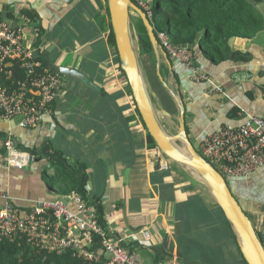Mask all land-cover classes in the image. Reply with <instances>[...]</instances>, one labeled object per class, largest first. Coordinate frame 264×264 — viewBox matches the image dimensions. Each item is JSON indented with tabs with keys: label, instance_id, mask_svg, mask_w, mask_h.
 Here are the masks:
<instances>
[{
	"label": "crops",
	"instance_id": "0c3cea01",
	"mask_svg": "<svg viewBox=\"0 0 264 264\" xmlns=\"http://www.w3.org/2000/svg\"><path fill=\"white\" fill-rule=\"evenodd\" d=\"M254 8L263 28L251 39L230 42L234 56L212 64L199 43L189 47L198 69L224 94L210 93V84L196 82L175 61L170 74L161 58L160 74L183 103L194 148L222 127L241 125L245 115L264 119V0ZM0 10L22 28L24 47L40 45L47 67L74 70L90 83L62 76L52 120L34 129L20 128L17 119L0 121V192L12 205L25 209L37 201L67 199L48 188L46 180L55 174L41 154L48 143L69 163L85 165L86 193L100 198L106 231L139 264H244L234 231L209 188L157 148H148L146 129L110 46L107 0H0ZM131 18L136 23L138 17ZM139 60L160 122L174 132L179 110L153 79V51L139 50ZM8 138L18 149L34 151H28L32 160L26 167L6 165L3 145ZM228 183L264 240V166L250 178Z\"/></svg>",
	"mask_w": 264,
	"mask_h": 264
},
{
	"label": "built area",
	"instance_id": "2783aa9c",
	"mask_svg": "<svg viewBox=\"0 0 264 264\" xmlns=\"http://www.w3.org/2000/svg\"><path fill=\"white\" fill-rule=\"evenodd\" d=\"M131 1L149 20L152 18L150 3ZM155 36L171 62L191 72L196 82L210 84V93L224 94L198 69L189 47L172 44L164 32ZM34 37H39L38 31ZM41 50L40 45L24 47L22 28L0 10V121L17 119L20 128L34 129L46 119L52 120L62 77L37 59ZM14 65L23 72L22 79L14 78ZM3 147L9 167L22 169L32 160V155L18 149L11 138ZM197 152L225 179L250 178L264 166V119L245 115L241 125L225 126L206 136ZM4 240L24 243L37 252L70 253L89 263L139 264L134 253L99 224L94 207L79 195L37 201L24 209L12 205L10 198L0 192V244Z\"/></svg>",
	"mask_w": 264,
	"mask_h": 264
},
{
	"label": "trees",
	"instance_id": "16d2710c",
	"mask_svg": "<svg viewBox=\"0 0 264 264\" xmlns=\"http://www.w3.org/2000/svg\"><path fill=\"white\" fill-rule=\"evenodd\" d=\"M259 1L151 0L150 3L155 4L157 11L156 14L152 11L150 22L155 34L157 32H164L169 37L171 43L176 46L192 48L199 43L203 49V55L212 64H218L225 61L228 57L234 56L235 53L231 51L229 46L230 42L239 38L251 39L262 30L263 20L254 8V3ZM9 18H13L12 15ZM133 29L135 35L139 37V50L142 53H152L151 44L139 18L133 24ZM109 41L110 46L115 52L117 66L120 67L111 26ZM36 45L39 44L37 43ZM37 59L41 61L44 67H47L42 53L37 54ZM120 72L127 83L125 74L121 69ZM13 73L14 78L22 79L24 77L23 72L19 71L15 65ZM128 89L130 91L129 87ZM146 138L148 148L156 149L153 140L148 134ZM26 151L34 152L31 150ZM41 154L46 158L55 173L51 180H46L48 188L58 189L57 192L62 197L79 195L94 207L99 224L104 227V210L100 198H89L86 193L88 175L85 165L69 163L62 152L54 149L48 143L43 144ZM0 264L95 263L75 259L70 253L37 252V250L32 249L24 243L19 244L15 240H4L0 244ZM244 264H246L245 260Z\"/></svg>",
	"mask_w": 264,
	"mask_h": 264
},
{
	"label": "water",
	"instance_id": "95a60500",
	"mask_svg": "<svg viewBox=\"0 0 264 264\" xmlns=\"http://www.w3.org/2000/svg\"><path fill=\"white\" fill-rule=\"evenodd\" d=\"M107 8L119 58V66L125 74L133 101L147 134L166 159L199 178L209 188L212 198L222 210L234 231L246 264H264V247L248 214L243 211L232 194L227 180L203 159L188 138L183 103L179 96L168 88L160 74L161 58L167 63L170 74L173 73L172 62L158 43L150 20L131 0H107ZM132 15H136L141 20L155 57L156 75L178 107L179 114L176 119L174 133H168L162 126L159 114L149 94L131 24ZM48 68L59 76L74 78L90 84L74 70L55 66H49ZM161 113L166 118L169 117L166 111L162 110Z\"/></svg>",
	"mask_w": 264,
	"mask_h": 264
},
{
	"label": "rangeland",
	"instance_id": "374dc122",
	"mask_svg": "<svg viewBox=\"0 0 264 264\" xmlns=\"http://www.w3.org/2000/svg\"><path fill=\"white\" fill-rule=\"evenodd\" d=\"M145 1H148V0H145ZM149 5H150V7H151L153 13L156 14L157 9H156L155 4L150 3ZM133 16H134V15H133ZM131 19L133 20V22H132V24H133V23H134V19H133V18H131ZM133 31H134V29H133ZM134 36H135V40H136L137 48L139 49V37H138L137 35H135V31H134ZM153 79H155V80H157L158 82L161 83V81L157 78L156 74L154 75ZM160 83H159V84H160ZM161 85L163 86V84H161ZM164 88H165V87H164ZM164 88H163V90H164ZM164 94H166V96L169 97L168 94L165 92V90H164ZM157 98L159 99V97H157ZM170 130H172V129H170ZM170 130H169V133H174L173 130H172V131H170ZM194 145H195V149H196V151H199V149L197 148V145H196L195 143H194ZM226 180L228 181L229 179L226 178ZM237 201H238L239 205L241 206V208L243 209V211L246 212V213H248V212L246 211V207H245V205L243 204V202L240 201V200H237ZM249 217H250V220L252 221L253 226L256 227V226H255V222H254V216H252V215L249 214ZM257 233H258V235H259V238L264 242V240H263V236H261V235L259 234V232H257Z\"/></svg>",
	"mask_w": 264,
	"mask_h": 264
}]
</instances>
